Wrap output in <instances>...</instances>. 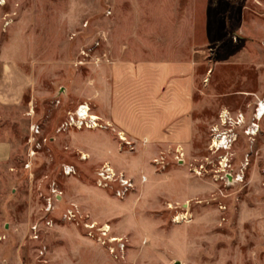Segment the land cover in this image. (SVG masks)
Returning <instances> with one entry per match:
<instances>
[{"label":"rangeland","instance_id":"1","mask_svg":"<svg viewBox=\"0 0 264 264\" xmlns=\"http://www.w3.org/2000/svg\"><path fill=\"white\" fill-rule=\"evenodd\" d=\"M222 8L223 37L199 56L192 150L184 164L175 151L164 165L153 160L140 170V183L153 184L133 201L132 215L126 202L137 180L106 160L101 145L89 147L102 143L93 134L102 129L59 131L68 115L58 118L55 108H66L65 88L66 100L79 96L93 109L86 94L102 64L78 62L82 51L92 61L118 42L106 0H0V137L13 144L0 167V264H264V117L255 118L264 100V0H226ZM46 109L54 114L48 122ZM217 134L232 137L226 149L213 150ZM115 138L121 153L132 150ZM104 164L131 179L135 192L118 199L99 188ZM65 165L76 175L65 176ZM69 208L83 220H64ZM85 222L111 226L126 242L124 259L88 237Z\"/></svg>","mask_w":264,"mask_h":264},{"label":"crops","instance_id":"2","mask_svg":"<svg viewBox=\"0 0 264 264\" xmlns=\"http://www.w3.org/2000/svg\"><path fill=\"white\" fill-rule=\"evenodd\" d=\"M224 1L106 0L113 18L110 33L118 42L107 51L110 62L91 74L94 84L86 99L105 128L93 133L103 137L102 143L88 145H101L106 160L137 180L138 189L126 202L132 215L137 213L133 201L145 197L153 184L142 185L140 172L161 155L173 159L179 150L186 158L192 150L199 56L209 40L223 37ZM66 93L60 88L59 105H67L55 106L58 118L81 103L79 96L66 100ZM44 113L46 122L54 115ZM122 135L131 153L120 152L115 136ZM12 153V141L0 137V167Z\"/></svg>","mask_w":264,"mask_h":264},{"label":"built area","instance_id":"3","mask_svg":"<svg viewBox=\"0 0 264 264\" xmlns=\"http://www.w3.org/2000/svg\"><path fill=\"white\" fill-rule=\"evenodd\" d=\"M108 15H111L110 11H108ZM99 46H100V42H96L92 50L97 49ZM82 55L84 56V61H79L78 65L100 66L101 64L103 65L104 63L110 62V57L108 52L104 53L102 57L94 58L92 61L87 60L88 58H90L89 52L82 51ZM85 106L88 107L89 114L87 115H84V112H82V109ZM256 112L257 113L262 112V115H264V100L258 103ZM243 122H244V116L241 115L239 118H237V122L235 123L236 125L240 126ZM96 125L98 127H96ZM66 127L76 128L78 130H82L83 128L88 130H94V129H103L105 128V125H103L100 122V119L94 120L90 106L88 104H83L80 105L73 113L68 114V121H66L62 125L59 131H61L63 128ZM31 132L34 135L41 134L40 126L32 125ZM216 136L217 137H215L214 140L212 141L213 150L220 151L221 149H226V146L228 144L227 142L230 140L232 141V137L229 134H217ZM120 140L122 141L123 146H128L131 148V144L127 142L126 139L124 140L122 139V137H120ZM82 160L86 161L88 159H84V155H83ZM175 160L180 164L185 163V155L183 151L177 150ZM154 163L156 165H164L166 163V159L163 155H161L159 158L154 160ZM63 173L65 176H73L76 175V170L73 166L65 165L63 167ZM141 181L142 183H145L147 181L146 177H143ZM96 184L98 185L99 188L112 191L115 197H117L118 199H124L130 193H133L136 190V186L131 179L127 178L123 173H117L109 164H104L96 172ZM53 194L55 195V198H58L60 197V195H62V193L59 194L58 190H53ZM52 211H54V205L52 198H49L47 200L46 212L51 213ZM78 218L79 220H83V216L80 215L79 212L75 210V208H69L66 210L63 219L71 222V221H77ZM47 225L52 226L53 222L48 221ZM83 226L87 231L88 237L95 239L100 245L107 247L111 255H113L116 259H124V255L126 251V242H124L125 240L122 238L113 237L111 235L112 229L109 228V230H107L106 224L99 226L97 223L85 222ZM32 231L34 233V236H32V238L37 240L39 238L38 225H34L32 227ZM115 245H117L118 248H116ZM40 253L42 256H44L46 253V248L42 249Z\"/></svg>","mask_w":264,"mask_h":264},{"label":"bare ground","instance_id":"4","mask_svg":"<svg viewBox=\"0 0 264 264\" xmlns=\"http://www.w3.org/2000/svg\"><path fill=\"white\" fill-rule=\"evenodd\" d=\"M82 112H84V115H87V114H89L88 113V107L87 106H85L83 109H82ZM93 117H94V120H98L99 118H97V117H95L94 115H93ZM264 117V115H262V112H259V113H257L256 114V120L257 121H260L262 118ZM222 118H223V121H224V123H226V116H222ZM96 127H98L97 125H96ZM254 127H258L256 124H254ZM251 135H256V131L254 130L253 132H252V134ZM122 139H125L124 137H122ZM228 143V142H227ZM227 147V146H226ZM109 226H106V229L107 230H109Z\"/></svg>","mask_w":264,"mask_h":264},{"label":"flooded vegetation","instance_id":"5","mask_svg":"<svg viewBox=\"0 0 264 264\" xmlns=\"http://www.w3.org/2000/svg\"><path fill=\"white\" fill-rule=\"evenodd\" d=\"M261 121V120H260Z\"/></svg>","mask_w":264,"mask_h":264}]
</instances>
